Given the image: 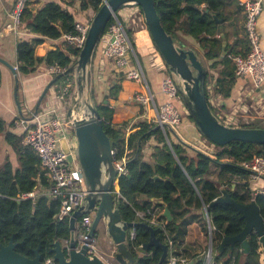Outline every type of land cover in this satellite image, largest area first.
<instances>
[{
	"label": "trees",
	"instance_id": "1",
	"mask_svg": "<svg viewBox=\"0 0 264 264\" xmlns=\"http://www.w3.org/2000/svg\"><path fill=\"white\" fill-rule=\"evenodd\" d=\"M77 1L80 2L82 11L91 10L95 14L105 0L49 1L37 12L28 3L23 14V28L38 37L26 38L16 46L17 72L21 78L38 75L44 68L55 64L68 70L74 63L80 54L75 46L63 42L56 50L48 51L44 57L36 56V48L45 38L60 40L65 35L77 34L76 14L70 10ZM155 2L166 32L182 46H196L200 50L207 70L206 87L211 83L216 92L229 98L237 81L236 65L232 58L247 57L250 52L244 28V9L240 1ZM242 19L243 27L240 25ZM100 48L99 45L93 62L97 108L104 122L105 133L111 140L116 160L126 158L129 162L128 175L120 178L114 188L116 196L117 193L122 196L116 199V206L125 222L146 223L157 230V237L169 247L165 264H168L171 255L187 258L190 263L201 258L202 254L194 253L185 242L189 227L194 223H202L207 229V215L210 218L216 249L225 237H236L242 232L246 222L234 206L221 203L211 206L222 196L223 190L239 204L256 201L264 219V179L250 181V172L242 167V163L251 161L255 156L264 157V146L235 142L219 147L209 142L217 149L214 154L209 155L189 148L169 131L165 133L162 129H156L157 124L149 119L139 120L127 135L128 124H114V109L105 104L109 98L118 95L120 86L116 84L117 80L113 81L106 98L97 101L99 96L97 97L95 59ZM135 48L137 50L136 46ZM69 78L70 74L65 75L57 84L63 85ZM206 92L209 100L208 89ZM210 107L216 114L211 104ZM13 125L14 123L8 125L0 116V137H4L12 153V158L8 157L0 169V246L8 245L13 239L17 245V253L34 258V251L41 244V253L45 260L53 257L50 249L54 243L70 239L69 221L55 220L60 209L59 201L46 197H39L35 202L22 199L23 195L33 192L38 184L40 161L35 152L24 145L28 127L18 135L9 131ZM139 142L141 149L138 158L134 160ZM149 143L153 147L150 156L144 149ZM213 166L219 170L217 179L210 176ZM156 176L161 179L154 180ZM43 184L47 185L45 178ZM155 208L163 212L168 209L172 215L171 222L165 217L159 218V221H165L164 228L151 224L150 218L138 217V212H154ZM135 232L136 239L128 245L135 258L134 264H159L163 255L161 248L143 249L151 240V231L144 226H138ZM248 239L249 253L245 254L241 245L236 244L233 251L229 247L222 253L217 251L214 264H264V252L258 236L252 234ZM199 264H202V260Z\"/></svg>",
	"mask_w": 264,
	"mask_h": 264
},
{
	"label": "water",
	"instance_id": "2",
	"mask_svg": "<svg viewBox=\"0 0 264 264\" xmlns=\"http://www.w3.org/2000/svg\"><path fill=\"white\" fill-rule=\"evenodd\" d=\"M135 6L139 7L143 13L152 41L169 74L175 81L182 104L194 121L198 133L219 147H225L235 142L264 146V128L230 127L222 123L212 111L206 92L208 77L204 63L196 50L182 46L179 41L166 32L158 15L155 0H105L91 20L90 29L79 56L64 74L57 76L48 84L35 111V113L38 112L43 99L56 82L63 76L74 73L77 99L74 106L69 109L67 118L74 125V132L78 141L75 156L82 171L87 194L83 200V205L73 213L69 220L70 249H65L62 242L57 241L50 250V253L53 254L54 264H106L98 256L90 258L87 245H83L79 250L77 249L76 225L86 215L93 216L90 238L94 239L98 228L103 225L107 237L115 246L114 260L118 264H134L135 258L128 247L127 239L130 230L138 226H144L151 231V240L144 246V250L155 247L163 250L159 264H165L169 254V247L157 237L155 228L146 223H127L122 219L120 210L116 206L114 194V183L118 170L114 165L115 157L112 143L105 133L104 122L93 93V62L100 41L109 23L118 19V12L122 8ZM225 45L226 42L224 41ZM0 62L11 70L16 83L19 82V75L15 68L1 59ZM17 94L18 89L15 91L16 99ZM107 103L105 101V104ZM77 106L80 108V119L73 117ZM156 129H162L165 133L167 131L171 132L181 143L200 152L196 147L183 141L172 126L158 124ZM62 148L65 153L69 154L68 160L72 162L73 156L70 155L68 143L65 139L62 140ZM140 149L141 142H139V149L134 160L138 158ZM160 179L158 176L154 177V180ZM220 203L234 206L243 215L246 224L242 232L236 237H225L217 251L222 253L227 247L233 251L236 244H240L243 252L247 254L250 251L248 238L250 235L256 234L264 252V219L256 201L253 200L249 204H239L230 197L226 190H223L222 196L217 198L211 206ZM163 215L168 222L172 221L173 218L168 209L164 210ZM207 218L210 227L208 250L213 254V234L209 215H207ZM16 246L13 239L7 246H1L0 264H47L39 253L41 244L35 250L34 258H28L17 253ZM200 261L201 258L190 264H199Z\"/></svg>",
	"mask_w": 264,
	"mask_h": 264
},
{
	"label": "built area",
	"instance_id": "3",
	"mask_svg": "<svg viewBox=\"0 0 264 264\" xmlns=\"http://www.w3.org/2000/svg\"><path fill=\"white\" fill-rule=\"evenodd\" d=\"M30 0H18L10 17L11 22L8 25L10 32L15 35H22V30L27 35L31 34L23 28V14ZM263 0H240V5L244 9V28L246 38L249 43L250 52L247 57L235 56L233 62L236 65V78L250 77L254 84L260 86L264 83V49L260 44V37L257 32V20L262 11ZM134 13L127 15V19L132 18ZM91 20L86 22H76V35H65L63 41L65 44L75 46L81 51L83 48L89 29ZM102 55L108 61L112 62L116 73L125 75L127 80L134 81L142 86L146 84L144 72L141 67L134 66L131 58L133 51V39L131 41L129 30L125 22L115 19L107 28L105 34L100 41ZM155 56L161 60L163 69L166 68L165 63L157 51ZM73 64V63H72ZM18 71V66L15 67ZM67 71L66 68L55 64L47 68V72L53 76H59ZM75 84L74 73L70 74V78L62 85L60 92H57L55 99L60 103H66L70 109L76 103V92H73ZM161 94L166 96L168 100L156 107L155 94L144 87L143 91L138 92L134 101L143 107L152 108L155 112L153 121L158 125H170L173 128L178 127L182 122V113L175 104L179 101L182 104L176 83L170 74L164 78L161 87ZM74 112V118L80 119L81 115ZM216 116L222 123L227 126L234 127L240 123L239 120L232 118H224L220 115ZM248 123V122H246ZM136 122L129 124L126 127L127 135L131 132ZM74 125L67 118L59 107L48 106L47 108L32 113L28 123V130L24 140V145L31 148L37 155L40 161V173L37 179L35 190L29 194L23 195V200L36 201L39 197H46L52 200L59 201L60 209L55 216L57 222L70 220L73 213L76 212L82 205L87 194L85 182L82 176V171L75 156L77 148V138L74 132ZM66 140L70 150V155L73 156V161L68 160L69 154L65 153L62 148V140ZM212 145V144H211ZM214 146V145H212ZM215 147V146H214ZM216 148V147H215ZM114 157L115 152L113 151ZM129 162L126 158L122 160H114V165L118 170L117 178L114 183V188L117 182L123 176H127ZM242 167L250 172V181L258 182L264 179V157L255 156L251 161L242 163ZM43 178L46 179L47 185L43 184ZM115 198L122 196L114 192ZM138 217L141 219L150 218L149 222L154 225H160L164 228L165 221H159V218L164 217V212L159 208H155L154 212L147 211L138 212ZM93 225L92 215H86L80 219L76 225L75 239L77 241V249L83 245L88 246V256H98L102 261L105 253L100 250L95 244V238H90V233ZM136 239L135 229H131L128 234L127 244ZM65 249H70V239L62 241ZM172 245V243H170ZM115 253V252H114ZM215 253L211 254L209 250L205 255L201 256L202 264H214ZM48 258L45 263L53 264ZM108 262L118 264L114 260V255L108 257ZM168 264H190L187 258H177L171 255L168 258Z\"/></svg>",
	"mask_w": 264,
	"mask_h": 264
},
{
	"label": "crops",
	"instance_id": "4",
	"mask_svg": "<svg viewBox=\"0 0 264 264\" xmlns=\"http://www.w3.org/2000/svg\"><path fill=\"white\" fill-rule=\"evenodd\" d=\"M17 1L18 0H0V59L14 68L18 65L16 56V46L18 42L26 38L33 39L38 37L32 33L27 35L24 30H22V35H15L7 28L11 22L10 15ZM49 1L58 0H30L29 3L31 4V8L34 9V12H37ZM70 10L76 14V21L86 22L92 20L95 15L91 10L82 11L80 2L78 1L73 3ZM127 15L128 12L126 8H122L118 13L119 19L125 22L126 25L128 24V21H125ZM240 25L243 27V19ZM257 32L260 37V44L264 49V0L262 1V11L257 20ZM140 37L141 36L138 38ZM63 42V39H43L42 44L36 48V56H46L48 51L56 50ZM141 42L147 46L140 44ZM141 42H135L137 50L133 45L131 58L134 66L141 67L144 72L146 79V84L144 86L134 81L127 80L125 75L116 73L112 62L108 61L102 55L101 48L95 59L97 75L96 86L99 94L105 95V89H109L110 91V87L115 80H117L116 84L120 86L118 95L107 100V104L114 109V124L117 126L126 123L128 125L134 122L137 123L139 120L143 119L153 121L155 116L154 110L152 108L143 107L134 101L135 95L143 91L144 87L149 88L156 95V107L168 100L166 96L161 94V87L164 78L169 72L166 68L163 69L161 60L157 59L156 56H150V52L146 48L148 47L146 39ZM191 49L196 50L199 56L201 55L200 50H198L196 46ZM202 62L204 63L203 60ZM55 78L56 76L50 75L47 72V68H44L43 71L35 76L28 78H21L19 76V82L16 83L15 76L11 70L0 62V116L8 125L14 123V125L9 128L10 132L21 135L28 127L30 115L35 113L44 89ZM61 87L62 84H57V82L52 86L43 99L38 109L39 112L48 106H57L64 114L68 115V105L64 102L60 103L59 100L55 99ZM16 89H18L17 99L15 96ZM207 89L210 95L209 102L217 115L224 118L236 119L240 122L242 121L241 119H243L245 121L257 122L264 125V83L257 86L248 76L237 78L236 85L229 98H224L221 94L216 92L214 86L210 83H208ZM175 104L182 113L181 124L174 128L178 136L183 141L196 147L205 154H214L217 149L201 137L184 105L179 101H175ZM144 149L148 156L153 153V147L150 143L147 144ZM8 157L12 158V153L5 143L4 137H0V169L5 164ZM258 184H261V182ZM185 245L191 247L189 246L188 240H186Z\"/></svg>",
	"mask_w": 264,
	"mask_h": 264
},
{
	"label": "rangeland",
	"instance_id": "5",
	"mask_svg": "<svg viewBox=\"0 0 264 264\" xmlns=\"http://www.w3.org/2000/svg\"><path fill=\"white\" fill-rule=\"evenodd\" d=\"M126 11L128 12L129 15L131 13H134L132 18L127 19V21H128L127 27H128V30H129V35H130L131 41L133 39L134 47L136 46L135 42L136 43L137 42H141L142 40L146 39L147 44H148V47H146V48L150 52V56L154 57L155 54H157L155 52L156 47H155V45H154V43L152 41V38L150 36V33L148 31V28L146 26V23L144 21V17H143V15L141 13L140 8L137 7V6H135V7H126ZM139 36H141V37L138 38ZM140 44H143L144 46H147L146 44H144L142 42ZM108 82H109V80H108ZM210 82H211V80H210ZM74 86L75 87L73 88V92L74 91L76 92V84H74ZM108 88H109V85H108ZM93 91H94V84H93ZM97 93H98L97 97L99 96L97 101H102L103 99L106 98L107 94H109L110 91H109V89H105V91H104L105 95L99 94L98 91H97ZM94 99H95V96H94ZM77 113L81 114L79 106L77 108ZM241 120L242 121L239 124H237L236 126H234V127H247V128H251V127L263 128L264 127V125H262L260 123H257V122L254 123V122H251V121H245L243 119H241ZM246 122H248V123H246ZM202 138L205 139L204 137H202ZM218 174H219L218 168L213 166L211 174H210L211 178L217 179L218 178ZM209 229H210L209 226H207V229H206L202 223H200V224L199 223H194L193 225H191L189 227V234L187 236V240L189 242V246L192 247V248L191 247H189V248H191L194 253H197V254H200V255L201 254L205 255L206 252L208 251L209 245H210V234H209L210 231H209ZM94 240H95L96 246L105 253V256L103 257V259H104L103 261L106 264H112V262H108V257H112L114 255L115 246L113 245L111 240L107 237L106 231H105V228H104L103 225H101L98 228L97 234H96V237H95ZM216 252H217V249L214 246V253H216ZM139 254L141 255L142 253L139 252Z\"/></svg>",
	"mask_w": 264,
	"mask_h": 264
},
{
	"label": "flooded vegetation",
	"instance_id": "6",
	"mask_svg": "<svg viewBox=\"0 0 264 264\" xmlns=\"http://www.w3.org/2000/svg\"><path fill=\"white\" fill-rule=\"evenodd\" d=\"M1 246H3V245H1ZM1 246H0V248H1ZM4 246H7V245H4ZM52 248H53V247H52ZM52 248H51V249H52ZM51 249H50V250H51ZM34 253H35V251H34ZM39 253H40V254L42 255V257H43V254L41 253V249H40ZM34 257H35V256H34ZM43 258H44V257H43ZM50 258H51L50 260H51V261L53 262V264H54V259H53V257H50ZM47 259H48V258H47ZM47 259H45L44 262H46Z\"/></svg>",
	"mask_w": 264,
	"mask_h": 264
}]
</instances>
